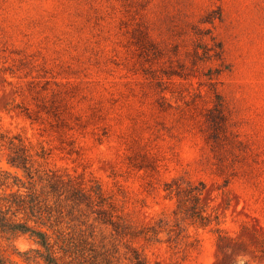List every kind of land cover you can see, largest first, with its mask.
<instances>
[{
	"label": "rangeland",
	"instance_id": "rangeland-1",
	"mask_svg": "<svg viewBox=\"0 0 264 264\" xmlns=\"http://www.w3.org/2000/svg\"><path fill=\"white\" fill-rule=\"evenodd\" d=\"M0 117L45 168L103 189L46 190L59 264H264V0H0ZM190 185L209 226L177 205ZM103 210L157 232L133 239ZM38 249L0 233L18 264H46Z\"/></svg>",
	"mask_w": 264,
	"mask_h": 264
},
{
	"label": "trees",
	"instance_id": "trees-1",
	"mask_svg": "<svg viewBox=\"0 0 264 264\" xmlns=\"http://www.w3.org/2000/svg\"><path fill=\"white\" fill-rule=\"evenodd\" d=\"M36 104L38 108L46 110L48 115L53 114L57 117L55 124H65L63 117H60L57 112L55 103ZM16 106H20L21 111L33 122H45L43 115L39 113L40 110L30 106L15 105L8 108V111L11 112ZM2 150L7 151V163L21 169L23 175L20 176L0 168V233L6 231L28 233L41 246L38 253L45 263L59 264L58 257L53 250L52 235L49 233L51 227L49 217L44 213L48 211L49 206V192L46 193V190L49 189L48 191L53 194H61L63 190H67L73 196L79 195L86 200L92 198L91 191H93L102 202L104 199L103 189L81 184L74 185L73 179L68 173L61 174L58 169L45 168L44 164L51 152L44 144L42 142L34 143L22 131L5 127L0 117V152ZM36 163L39 165L36 166ZM203 188L190 185L185 191V196H181V191L184 190L177 191L178 207L182 208V205L186 207L187 218L191 219L190 224L197 227L209 226L214 220L211 215L206 214L207 208L201 202ZM102 213L105 221L112 224L120 233L133 239L147 236L150 234L149 232H157L155 225L144 226L140 229L120 216L115 218L108 210H103ZM20 214H22L21 217ZM215 222L220 224L218 216L215 218ZM189 235L188 233L187 236ZM17 253L30 263L29 251L17 249ZM135 258V264H150L146 256ZM0 264L18 263L0 250Z\"/></svg>",
	"mask_w": 264,
	"mask_h": 264
}]
</instances>
